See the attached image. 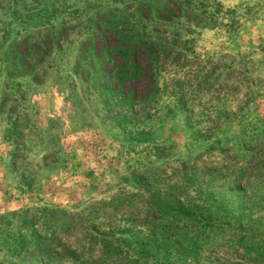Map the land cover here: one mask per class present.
<instances>
[{
  "label": "rangeland",
  "instance_id": "1",
  "mask_svg": "<svg viewBox=\"0 0 264 264\" xmlns=\"http://www.w3.org/2000/svg\"><path fill=\"white\" fill-rule=\"evenodd\" d=\"M138 1L0 0V264H84L16 246L22 236L32 245L51 234L39 228L40 210L64 211L75 222L54 234L71 253L84 252L87 264H118L84 232L138 247L156 223L132 195L162 196L167 186L188 189L219 221L233 212L243 231L264 237V0H179L181 8L147 14L149 23L177 24L186 48L164 59L174 65L161 73L159 111L150 118L109 106L110 85L93 80L82 56L90 46L99 53L105 40L116 44L103 31L86 41L95 12ZM18 53L25 58L15 67ZM133 58L149 69L145 51ZM149 87L137 79L123 92L138 102ZM231 224L211 229L212 244L186 262L162 253L143 261L242 264ZM158 238L161 248L171 245Z\"/></svg>",
  "mask_w": 264,
  "mask_h": 264
},
{
  "label": "trees",
  "instance_id": "2",
  "mask_svg": "<svg viewBox=\"0 0 264 264\" xmlns=\"http://www.w3.org/2000/svg\"><path fill=\"white\" fill-rule=\"evenodd\" d=\"M167 2V3H166ZM174 5L176 8H181L179 0H140L136 8H130L128 5L123 7H112L107 11L95 12V19L91 18L92 28L90 36L86 38L90 44L93 43L94 34L99 31L106 32L105 34L112 36L115 40L114 45L105 44L99 53H95L93 46L86 49L83 56L90 71L93 70L94 81H104L109 84V88L104 91V99H108L107 104L111 107H124L130 110L134 117L141 115L144 118H150L152 112L159 111V79L161 73L165 70L166 64L170 67L173 62L168 63L164 59H172V55H186V48H183L181 35L175 34L178 32L176 25H171L167 22H162L160 18L156 22L149 23V16L152 13L154 18L159 16L160 12L169 13V8ZM147 7V8H146ZM138 13V14H136ZM152 25V26H150ZM95 26V28H94ZM151 27V30L148 28ZM98 30V31H97ZM108 37V36H107ZM106 38V37H105ZM108 39V38H106ZM92 45V44H91ZM16 47L12 43L10 49ZM137 49L145 51L148 57L149 69L144 71L143 66L138 63L133 57L137 53ZM9 54V52H7ZM17 54L14 58L15 67L22 65L24 56ZM163 60V62L161 61ZM108 67L106 73L102 72L104 68ZM104 77V78H103ZM137 79H146L150 82V87L143 97L138 102L133 100V92L124 94V87L131 81ZM169 188L168 194L159 195L156 193L147 192L143 198L140 194H134L132 197L141 198V208L145 207V212H151L154 222L152 229L146 234V237H141L142 242L138 247L133 248L131 242H127L122 237L114 238L104 233L105 235L93 236L90 232L83 234V240L88 242H98L101 246L100 256L102 258L112 259L113 263L117 261L118 264H142L143 260H148L150 257L159 258L161 253L163 256L173 257V262H186V257L192 255L198 256L203 245H211L209 240H214L210 236L211 229L228 227L233 230L232 221L235 220V242L234 244L241 247L245 252V260L241 259L242 264H264V237L253 234L251 230L241 228L243 221L231 213L228 215L229 220H217L214 212H209L207 202L201 204L194 203L188 194V189L180 186ZM148 190V189H147ZM164 190V191H165ZM166 193V192H165ZM178 193H181L180 196ZM136 200V199H134ZM129 205V200L126 201V207ZM47 212L48 214H44ZM37 218H43L39 222V228L50 231L51 234L38 235L34 237L33 244L29 241V237L22 236L18 240V246L24 247L27 250L28 246L31 249L39 250L40 255L50 261H61L67 258L70 254L75 260L83 259L84 264L87 261L84 252L77 254L72 252L70 248L63 247L60 240L54 237L55 227L60 229H69L75 222L68 218L64 211H44ZM155 213V215L153 214ZM165 225V230H156L159 226ZM162 227V226H161ZM167 233V234H165ZM170 231V234H168ZM251 232V233H250ZM172 235V236H171ZM161 237V242H171V245L166 248H161L158 242ZM126 242V243H125ZM186 243V249L181 246ZM176 245V250L170 248ZM250 254L254 256L251 257ZM118 259V260H117ZM175 260V261H174ZM80 262V263H83ZM147 261L144 262L146 264Z\"/></svg>",
  "mask_w": 264,
  "mask_h": 264
}]
</instances>
